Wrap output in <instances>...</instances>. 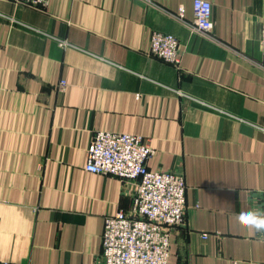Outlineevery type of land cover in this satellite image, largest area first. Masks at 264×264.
<instances>
[{"label": "crops", "instance_id": "obj_1", "mask_svg": "<svg viewBox=\"0 0 264 264\" xmlns=\"http://www.w3.org/2000/svg\"><path fill=\"white\" fill-rule=\"evenodd\" d=\"M209 1L204 34L193 0H0V261L102 264L105 219L137 186L86 169L112 131L185 175L169 264H264V233L236 220L264 210V0ZM154 31L180 39L179 66L151 54Z\"/></svg>", "mask_w": 264, "mask_h": 264}, {"label": "built area", "instance_id": "obj_2", "mask_svg": "<svg viewBox=\"0 0 264 264\" xmlns=\"http://www.w3.org/2000/svg\"><path fill=\"white\" fill-rule=\"evenodd\" d=\"M17 1L47 9L51 0ZM184 11L181 6L179 17ZM193 13L194 28L210 34L214 29L212 3L193 0ZM261 40L264 42V23ZM150 51L175 66L181 64V41L174 34L154 31ZM66 88L67 82L60 81L59 89ZM155 152L151 141L141 135L112 131H96L93 135L86 169L118 177L123 183H137L130 210L105 219L102 264H169L173 229L186 222L187 183L182 172L151 170L149 161Z\"/></svg>", "mask_w": 264, "mask_h": 264}, {"label": "clouds", "instance_id": "obj_3", "mask_svg": "<svg viewBox=\"0 0 264 264\" xmlns=\"http://www.w3.org/2000/svg\"><path fill=\"white\" fill-rule=\"evenodd\" d=\"M236 220L246 230L264 233V210L241 211L236 214Z\"/></svg>", "mask_w": 264, "mask_h": 264}]
</instances>
